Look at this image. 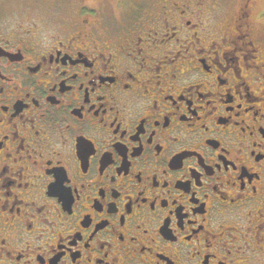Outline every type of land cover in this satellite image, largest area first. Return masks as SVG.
<instances>
[{
	"label": "flooded vegetation",
	"instance_id": "obj_1",
	"mask_svg": "<svg viewBox=\"0 0 264 264\" xmlns=\"http://www.w3.org/2000/svg\"><path fill=\"white\" fill-rule=\"evenodd\" d=\"M17 1L0 0V264H264L256 0Z\"/></svg>",
	"mask_w": 264,
	"mask_h": 264
},
{
	"label": "rangeland",
	"instance_id": "obj_2",
	"mask_svg": "<svg viewBox=\"0 0 264 264\" xmlns=\"http://www.w3.org/2000/svg\"><path fill=\"white\" fill-rule=\"evenodd\" d=\"M94 2L97 3H101L102 5L105 4L106 0H92ZM26 2H29L28 0H26ZM25 0H18L17 3L20 6L21 4L23 5L24 3H26ZM238 0H220V8L223 14H228L230 13L235 5L237 4ZM85 3L88 5L90 4V2H88V0H85ZM31 10L29 9L28 12H30ZM256 14H259V26L261 28V31L264 35V0H256L255 1V11Z\"/></svg>",
	"mask_w": 264,
	"mask_h": 264
}]
</instances>
